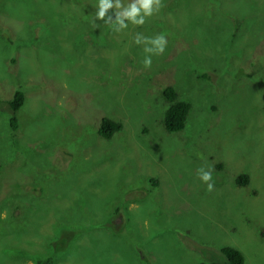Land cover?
<instances>
[{"label": "rangeland", "instance_id": "374dc122", "mask_svg": "<svg viewBox=\"0 0 264 264\" xmlns=\"http://www.w3.org/2000/svg\"><path fill=\"white\" fill-rule=\"evenodd\" d=\"M94 4L0 0V97L25 94L12 141L0 118V264H214L226 245L264 264V0H161L120 32ZM137 32L167 39L147 68ZM167 86L190 104L175 133Z\"/></svg>", "mask_w": 264, "mask_h": 264}, {"label": "trees", "instance_id": "16d2710c", "mask_svg": "<svg viewBox=\"0 0 264 264\" xmlns=\"http://www.w3.org/2000/svg\"><path fill=\"white\" fill-rule=\"evenodd\" d=\"M161 96L164 101L168 103L166 109L163 112L162 118V124L164 129L169 133L181 131L184 128L185 119L190 109L189 102L177 99V93L171 86L163 88ZM24 102L25 94L23 91L20 90L19 87H16L13 90L10 98L2 99V97H0V118H6L4 127H6L9 133L10 141H12V137H14V135L17 134L18 131H23L24 125H19V122H21V120H24L25 118L24 115L21 117L17 113L18 110L23 106ZM119 130V123H116L107 117H102L97 128V134L103 139H109L115 132ZM247 179L248 177L246 174H240L236 178V183H238V185L240 186L246 185ZM204 256L206 257V259L211 258V260H213L214 257L217 255L205 253ZM218 256L220 257V259L214 264H244V258L242 253L231 246L226 245L220 247ZM50 259L51 257L46 258L44 260L38 259V264L49 263Z\"/></svg>", "mask_w": 264, "mask_h": 264}, {"label": "clouds", "instance_id": "9594fccd", "mask_svg": "<svg viewBox=\"0 0 264 264\" xmlns=\"http://www.w3.org/2000/svg\"><path fill=\"white\" fill-rule=\"evenodd\" d=\"M94 7L96 9L93 17V23L96 20H102L110 25L112 31L120 32L132 25H143L145 19L158 12L161 8V0H95ZM111 9L112 13L107 14ZM107 14V15H106ZM133 43L143 45L142 64L144 67H150L152 63V55H159L164 52L167 45V39L164 34L155 36H144L137 32L133 38ZM199 180L205 183L207 190H211L213 185L210 182L212 173L210 166L206 169L201 166L196 169Z\"/></svg>", "mask_w": 264, "mask_h": 264}, {"label": "water", "instance_id": "95a60500", "mask_svg": "<svg viewBox=\"0 0 264 264\" xmlns=\"http://www.w3.org/2000/svg\"><path fill=\"white\" fill-rule=\"evenodd\" d=\"M123 222H124V218H123L122 212L117 211L115 217H113L110 220L109 224L113 230L117 231L121 229Z\"/></svg>", "mask_w": 264, "mask_h": 264}]
</instances>
